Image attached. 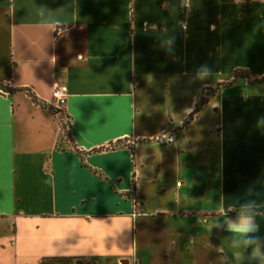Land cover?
<instances>
[{
    "label": "crops",
    "instance_id": "0c3cea01",
    "mask_svg": "<svg viewBox=\"0 0 264 264\" xmlns=\"http://www.w3.org/2000/svg\"><path fill=\"white\" fill-rule=\"evenodd\" d=\"M261 78L264 0H0V83L66 88L83 155L0 91V264H264ZM247 202L255 257L209 228Z\"/></svg>",
    "mask_w": 264,
    "mask_h": 264
},
{
    "label": "clouds",
    "instance_id": "9594fccd",
    "mask_svg": "<svg viewBox=\"0 0 264 264\" xmlns=\"http://www.w3.org/2000/svg\"><path fill=\"white\" fill-rule=\"evenodd\" d=\"M198 74L200 78H204L209 74V70L202 67ZM230 212H235V216H229ZM256 215L253 202L241 204L239 208L220 207L217 210L218 218L211 222L209 228L215 227L229 233L233 248L243 250L251 248L253 256H259L261 255V238L256 233L260 231V224L256 220ZM216 251L223 253L224 249L218 247Z\"/></svg>",
    "mask_w": 264,
    "mask_h": 264
},
{
    "label": "trees",
    "instance_id": "16d2710c",
    "mask_svg": "<svg viewBox=\"0 0 264 264\" xmlns=\"http://www.w3.org/2000/svg\"><path fill=\"white\" fill-rule=\"evenodd\" d=\"M239 74H242L240 76V78H243V79H249V76L247 75V72H242V71H239L236 73V77H235V80H237V78L239 77ZM260 82H264V78H261L259 80H253V81H250V83H260ZM0 91L4 94H14V93H17V92H25L31 99L32 101L37 104L38 106L42 107V108H45V109H48V110H51L55 116V113L58 114V123L61 127V130L63 132V138L64 140L66 141L67 145L68 146H71L72 147V151H75L76 154H78L81 158V160L83 161V155L81 152H79L71 143H72V140H71V135L69 133V130H68V125H69V120H68V116L67 114L62 110V111H55L54 109H52L50 106H48L47 104L39 101L35 95L32 94V92L30 90H24V89H13L9 86H6L2 83H0ZM204 105V100L202 98H199L197 100V103H196V108H195V114L198 113V111L200 110V108ZM68 130V132L66 131ZM119 144H116L114 146H110L109 148L110 149H115L116 147H118ZM100 151H104V148L100 149V150H95L94 153H97V152H100ZM84 165V164H83ZM94 174H97V172H94ZM99 177H101V175L99 174L98 175ZM132 196H130L129 198H132Z\"/></svg>",
    "mask_w": 264,
    "mask_h": 264
},
{
    "label": "built area",
    "instance_id": "2783aa9c",
    "mask_svg": "<svg viewBox=\"0 0 264 264\" xmlns=\"http://www.w3.org/2000/svg\"><path fill=\"white\" fill-rule=\"evenodd\" d=\"M67 90L63 87L55 86L52 93V100L56 106L55 111H62L66 104ZM55 117L58 119V114L55 113ZM174 135L167 133L162 136L158 141L162 144H169L174 141Z\"/></svg>",
    "mask_w": 264,
    "mask_h": 264
},
{
    "label": "rangeland",
    "instance_id": "374dc122",
    "mask_svg": "<svg viewBox=\"0 0 264 264\" xmlns=\"http://www.w3.org/2000/svg\"><path fill=\"white\" fill-rule=\"evenodd\" d=\"M242 74H239V77L241 76ZM68 132V130H66Z\"/></svg>",
    "mask_w": 264,
    "mask_h": 264
}]
</instances>
